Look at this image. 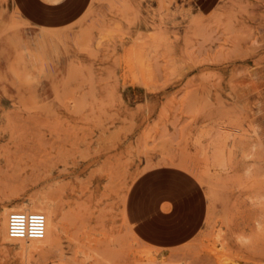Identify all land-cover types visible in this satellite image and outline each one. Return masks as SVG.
Here are the masks:
<instances>
[{"label": "rangeland", "instance_id": "374dc122", "mask_svg": "<svg viewBox=\"0 0 264 264\" xmlns=\"http://www.w3.org/2000/svg\"><path fill=\"white\" fill-rule=\"evenodd\" d=\"M71 2L0 0V227L23 197L61 220L0 228V264H264V0Z\"/></svg>", "mask_w": 264, "mask_h": 264}, {"label": "bare ground", "instance_id": "6f19581e", "mask_svg": "<svg viewBox=\"0 0 264 264\" xmlns=\"http://www.w3.org/2000/svg\"><path fill=\"white\" fill-rule=\"evenodd\" d=\"M120 1V0H119ZM220 11V10H219ZM222 12V11H221ZM135 60V59H134ZM136 64V63H135ZM131 66V64H130ZM228 143V142H227ZM228 150V149H227ZM229 150H230V146H229ZM229 150L227 152H229ZM233 151V150H232ZM230 151V152H232ZM232 154V153H231ZM230 154V155H231ZM229 157V154H227ZM212 156H213V165L215 166H219L222 167V160H221V149L219 146L214 145L212 147ZM227 159V158H226ZM230 160V159H229ZM227 161V160H226ZM232 161V159L230 160ZM229 161V162H230ZM120 163V162H119ZM177 164L180 165V162H178ZM183 164V162H182ZM181 164V165H182ZM227 164V163H226ZM189 165V164H188ZM183 166V165H182ZM192 167V166H191ZM227 167V166H226ZM225 167V168H226ZM116 171V170H115ZM93 175V173H92ZM127 186V185H126ZM91 192V191H90ZM108 193V192H107ZM37 194V193H36ZM35 195V194H34ZM38 195V194H37ZM44 195V194H43ZM45 197V196H43ZM40 197V196H32V197H28V198H21L19 204L16 205H11L8 206L6 212L3 215V219H2V228H1V233H2V237L4 239H9V240H17L20 242H23L25 240H18V239H11L8 237L7 234V216L8 213L11 210H25V211H39L42 212L45 216H46V231H45V235L42 239H33L30 240L31 243H45L48 242L52 239L56 238L57 233L59 232V230H61V220L58 218V213L56 211H53L51 209H49V205L48 202L45 198ZM125 200V198H124ZM52 202V201H51ZM53 206H56V204H54ZM58 208V206H57ZM56 208V209H57ZM125 209V207H124ZM62 211V210H61ZM123 211V210H122ZM124 212V211H123ZM127 224V223H126ZM63 227V226H62ZM130 232V231H129ZM131 234V233H130ZM132 235V234H131ZM134 236V235H133ZM109 237V236H108ZM110 237H112L110 235ZM109 237V238H110ZM113 238V237H112ZM111 238V240H112ZM137 238V237H136ZM116 239V238H115ZM139 239V238H138ZM8 240V241H9ZM118 240V239H117ZM135 240V238H134ZM6 241V240H5ZM27 241V240H26ZM29 241V240H28ZM141 241V240H140ZM142 243V242H141ZM145 244V243H144ZM110 246V245H109ZM109 246H107L109 248ZM147 246V245H146ZM111 248V247H110ZM113 248V247H112ZM150 249V248H148ZM158 251V250H157ZM138 253V252H137ZM100 254V252H99ZM103 254V252H102ZM134 254V253H133ZM132 254V255H133ZM175 255V254H174ZM105 256V255H104ZM101 257V256H100ZM177 256H169L166 255L164 253H156L155 251L152 250H146V251H141L138 253L137 256H135L136 260H138V262L136 264H180L178 262L175 261V258ZM93 258V257H92ZM96 258V257H94ZM108 258L109 255H108ZM103 259V258H102ZM112 259V258H110ZM177 259V258H176ZM95 260V259H94ZM105 261V260H104ZM95 262V261H93ZM226 263V262H225Z\"/></svg>", "mask_w": 264, "mask_h": 264}, {"label": "built area", "instance_id": "2783aa9c", "mask_svg": "<svg viewBox=\"0 0 264 264\" xmlns=\"http://www.w3.org/2000/svg\"><path fill=\"white\" fill-rule=\"evenodd\" d=\"M46 231V216L39 211L11 210L7 216V234L11 239H42Z\"/></svg>", "mask_w": 264, "mask_h": 264}, {"label": "crops", "instance_id": "0c3cea01", "mask_svg": "<svg viewBox=\"0 0 264 264\" xmlns=\"http://www.w3.org/2000/svg\"><path fill=\"white\" fill-rule=\"evenodd\" d=\"M68 1H72L71 5L72 7H75V2L77 0H17V4L21 13L27 21L36 23L45 28H55L62 26L63 23H56L60 21V19L55 18L49 20L46 17L39 15V13H36L35 9H58L65 5V3ZM89 2L90 0H87L85 7L81 11H79V13H75L73 19H69L65 24H70L77 20L83 14V11L85 10ZM144 233L150 236L152 235L154 237L160 236L156 234L157 232L148 228L144 230Z\"/></svg>", "mask_w": 264, "mask_h": 264}]
</instances>
